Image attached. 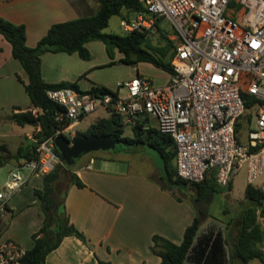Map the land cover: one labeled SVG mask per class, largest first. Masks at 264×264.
<instances>
[{"label": "crops", "instance_id": "crops-1", "mask_svg": "<svg viewBox=\"0 0 264 264\" xmlns=\"http://www.w3.org/2000/svg\"><path fill=\"white\" fill-rule=\"evenodd\" d=\"M82 7L83 4H75L73 0H0V16L14 22H23L26 43L33 46L51 23L83 15ZM153 27L154 25L151 28ZM168 36L175 40L174 35ZM90 43L99 45V42L86 41L91 52L89 58L80 57L76 51L43 52V78L48 82L75 80L79 89H89L92 85L113 86L93 77L86 83L81 82L83 76L92 73L99 62L91 61ZM143 72L138 66L135 67V74L149 77ZM27 80V72L12 55L10 41L0 32V144H5L10 151H15L20 144L27 145L30 141H35L34 133L39 128L35 123L22 125L9 118L13 111L33 107L24 88L23 82ZM99 109L102 112H98ZM108 116L110 112L98 107L72 123V134L75 135L76 131L85 130L90 123ZM148 118L149 124L156 126V122H151L154 117ZM130 125L126 126L129 130ZM147 125L148 123L145 124ZM113 151L114 153L110 150L100 153L90 151L77 158L72 165L62 166L63 176L57 186L65 193L64 203L70 221L84 233L86 240L74 234L63 236L59 244L46 254L44 264H102L100 260L110 264H157L161 257L153 248L154 234L176 243L182 240L186 226L196 215L193 201L195 188L188 184L165 187L161 182V174L164 172L162 158L158 150L146 142L125 145ZM5 154L6 151L0 148V165L10 162L9 172L19 159L12 163L10 160L13 159H6ZM98 156L100 159L96 160L95 157ZM210 172L214 174L213 171ZM72 175L77 176L82 185L76 184L71 179ZM235 175L236 173L230 179L229 189L226 187L229 182L218 183L222 191L214 192L208 203L200 204L205 214L201 217L193 247L182 264H264V216L257 215L256 218L263 229L260 240L257 241V245L263 250V258L253 257L245 261L234 253L233 241L239 227L235 222L247 204L246 198L242 201V207L229 215L214 214L210 209L217 193L227 194L232 190ZM263 180L261 177L253 185L256 186ZM25 187L30 188L28 196H25V193L28 194L24 191ZM42 187L43 174L30 173L27 180L9 198L8 209L1 223L4 235L13 239L25 241L20 229L26 232L31 239L26 248L32 245L31 234L43 222V210L34 191L35 188ZM226 209H221V212H226ZM23 211L27 216L21 223L18 218ZM218 232L221 237L219 247L212 248V241Z\"/></svg>", "mask_w": 264, "mask_h": 264}, {"label": "built area", "instance_id": "built-area-1", "mask_svg": "<svg viewBox=\"0 0 264 264\" xmlns=\"http://www.w3.org/2000/svg\"><path fill=\"white\" fill-rule=\"evenodd\" d=\"M143 2L146 10L121 19V29H149L158 17L171 22L176 35L168 80L156 84L138 73L116 80L108 90H46L60 105L54 115L57 126L37 142L34 156L20 158L0 182V264H25L27 251L4 235L1 223L9 198L30 173L46 174L62 163L54 136L70 132L72 137V123L98 107L126 124L154 117L156 127L174 140L176 174L189 181L213 171L219 184H227L242 166L248 183L264 178V0ZM244 91L254 98L249 107ZM253 109L255 122L248 124L241 141L238 122L246 110L248 121ZM40 110L31 108L34 114ZM256 186L264 191V180Z\"/></svg>", "mask_w": 264, "mask_h": 264}, {"label": "trees", "instance_id": "trees-1", "mask_svg": "<svg viewBox=\"0 0 264 264\" xmlns=\"http://www.w3.org/2000/svg\"><path fill=\"white\" fill-rule=\"evenodd\" d=\"M98 1L97 10L91 14L78 15L51 23L47 31L33 46L26 43V28L23 22H14L0 16V32L10 41L12 55L21 62L27 72L28 80L23 83L32 106L41 108L37 114H34L30 108L13 111L9 114V118L18 124L23 125L37 121L39 128L34 133L35 141H30L27 145L20 144L15 151H10L5 144H0V148L6 151L4 156L6 159L18 160L34 156L37 142L54 132L57 126L54 115L60 105L47 96L46 90L48 88L72 86L79 89L75 80L48 82L43 78L41 73V54L43 52L76 51L80 57L89 58L91 52L86 46V41L99 39L106 44L107 48L114 45L123 51L124 56L119 58L122 61L146 60L169 73L171 72L170 60L174 55V40L167 35V30L162 26V17L156 18L154 22V27L159 34L157 42H152V38L148 35L150 29L139 30L134 28L121 30L122 32L105 31L104 27H106L111 15L116 14L121 19L129 20L138 12L145 11L146 7L143 0ZM91 89L99 91L101 89L108 90L109 87L92 85ZM243 95L246 107L252 105L253 96L245 91ZM147 123L148 125L145 126ZM240 124L241 122H238V125ZM126 125L118 114L111 112L110 116L97 119L90 123L85 130L76 131V134L94 132L118 136L124 140V143L116 145L115 149L136 142H146L156 148L162 158L164 172L161 174V182L165 187L171 188L174 185L179 187L188 184L195 188L196 194L193 196V201L196 205V215L193 221L186 226L182 240L176 243L159 234L152 236L153 248L161 257L157 264H182L193 247L192 243L199 228L201 217L205 214L200 204L208 203L214 192L222 190L212 172L206 174L199 181H189L178 176L174 165L176 155L174 140L171 135L161 132L156 126L150 125L148 116L135 118V121L130 125L131 134L125 133ZM55 149L60 154L56 146ZM65 165L70 166L72 164H66L63 160L53 171L43 174V187L34 189L43 210V222L38 230L31 234L32 245L27 248L24 257L25 264H44L46 254L56 247L65 235L74 234L84 241L86 240L84 233L70 221L64 203L65 193L57 186L63 176L62 166ZM71 177L76 184L82 185V181L77 176L72 175ZM230 184L231 181L226 186L228 189ZM245 198L247 204L235 222V224L238 223L239 227L236 229L233 251L245 261L253 257L262 259L263 250L257 245V241L260 240L263 229L256 218L257 215H264V191L251 183H247ZM220 240L221 237L218 232L212 241V248L219 247ZM100 262L110 264L108 261L100 260Z\"/></svg>", "mask_w": 264, "mask_h": 264}, {"label": "rangeland", "instance_id": "rangeland-1", "mask_svg": "<svg viewBox=\"0 0 264 264\" xmlns=\"http://www.w3.org/2000/svg\"><path fill=\"white\" fill-rule=\"evenodd\" d=\"M75 4H83L82 7V13L83 14H91L95 12L99 6L98 0H73ZM134 16V15H133ZM120 16L113 14L109 17L108 23L106 27H104L105 31H115V32H122L121 30V24H120ZM162 26L167 30V35H176L175 29L170 21H168L165 18L161 19ZM148 35L152 38V42H157L159 38L158 31L155 27L151 28L149 30ZM93 40V41H92ZM91 42H99L98 44H92L90 43V46L92 48V59L91 61L97 62V67L93 69V72L90 74H87L86 76H83L82 83H86L88 79L93 77L94 79H97L98 81H104L110 85L115 84V81L117 79H123L125 76H131L134 75L135 67L138 66L141 71H144L143 73L148 74L149 77H151L152 81L156 84L165 82L168 77L169 73L164 70L161 67L156 66L150 61L146 60H140L137 62H126L120 60V56H124L123 51H120L116 46L110 45V48H107L106 44L99 39H91ZM102 61V62H101ZM103 63V64H100ZM111 86V87H113ZM98 112H102V109L97 110ZM248 110H246L245 115L242 116L241 127H240V134H241V141H245L246 136V129L248 124L251 125L255 122V110H250L249 112V120L247 121ZM151 122L155 123L156 120L154 118H151ZM82 126V125H81ZM127 126V125H126ZM76 127H74L75 129ZM126 134H131V130L129 128H125ZM68 136H70V132L66 133ZM118 148V147H117ZM104 150H110V152L114 153L113 149H96L92 150V153H100ZM81 157V156H80ZM78 157V158H80ZM96 160H99V156L95 157ZM12 163L16 162V160H10ZM10 162H4L2 165H0V182L3 181V179L6 177L8 168L10 167ZM27 172V170H25ZM30 183V182H29ZM246 170L245 166H242L239 171L236 173L234 177V186L230 192L227 194L225 193H217L213 199V206L210 207L211 211L214 214L219 213V215H229L236 209L242 207V201L245 198L244 193V187L246 185ZM29 187H25L24 191H26L29 195ZM31 206H34L31 205ZM227 206V207H226ZM227 209H226V208ZM221 209H226V212H221ZM27 214L25 211L21 212L19 214V221L22 223L26 219ZM264 216V215H263ZM6 226V225H4ZM20 233L25 237L24 240H18L16 241L20 242L23 246H27L30 244V236L24 233L22 229H20Z\"/></svg>", "mask_w": 264, "mask_h": 264}, {"label": "water", "instance_id": "water-1", "mask_svg": "<svg viewBox=\"0 0 264 264\" xmlns=\"http://www.w3.org/2000/svg\"><path fill=\"white\" fill-rule=\"evenodd\" d=\"M37 124V121L34 122ZM54 143L66 164H73L78 157L96 149H115L124 140L109 133H80L72 137L64 133L54 136Z\"/></svg>", "mask_w": 264, "mask_h": 264}]
</instances>
